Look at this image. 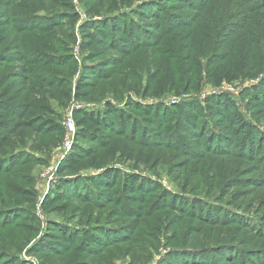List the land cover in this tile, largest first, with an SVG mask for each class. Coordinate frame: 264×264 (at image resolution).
Instances as JSON below:
<instances>
[{
	"label": "rangeland",
	"instance_id": "1",
	"mask_svg": "<svg viewBox=\"0 0 264 264\" xmlns=\"http://www.w3.org/2000/svg\"><path fill=\"white\" fill-rule=\"evenodd\" d=\"M29 1L0 0L1 70L14 85L28 90L32 83L38 86L40 75L46 76V67L37 66L34 54L29 53L26 62L18 60L23 46L47 44L58 50L60 60L70 61L72 56L76 61L72 90L82 75L98 90L86 100L72 96L65 106L55 103L64 133L69 130L66 120L72 117L76 134L75 110L132 113L136 124L130 125L125 116L116 129L149 141L147 146H135L129 135L121 136L127 145L143 147L151 159L148 166L134 167L124 160L114 164L117 171L132 170L147 180L140 199L130 200L129 213L121 216L113 214L112 200L92 199L103 196L104 188L74 174H67L66 188L53 194L63 200L68 197L61 200L69 202L68 212L42 209L52 182L59 178L60 163L87 150L106 155L107 139L102 144L94 136L75 138L74 134L66 150L65 134L56 143L54 133L31 136L25 147L16 145L0 155V264H41L46 251H60L62 257L66 248L60 236L70 232L73 242L83 239L80 229L88 230L94 241L77 242L79 255L74 251L63 255L81 260L78 264H264V67L254 76L217 86L206 74L209 66L226 58L241 62L242 55L251 51L255 63L264 61V0L118 1L93 18L101 21L96 24L80 0H73L79 16L72 27L67 24L71 14L62 7L50 9L47 2L46 8L38 7L25 17L20 3ZM110 18L117 20L114 33L109 24L104 27ZM82 29L101 38L104 46L110 44L104 54L92 57L82 49L88 35ZM99 61L107 63L105 68ZM184 84L193 88L177 90ZM208 96L227 99L218 100L213 114H200L197 101ZM136 103L144 113L133 107ZM183 103V108L175 107ZM153 119L157 121L150 125L153 130L137 128L141 121ZM75 141L81 147L77 152H73ZM10 184L34 188L33 207L11 194ZM177 205L185 211L174 208ZM26 228L31 237L19 251L4 244ZM195 242L204 246L194 248Z\"/></svg>",
	"mask_w": 264,
	"mask_h": 264
},
{
	"label": "trees",
	"instance_id": "2",
	"mask_svg": "<svg viewBox=\"0 0 264 264\" xmlns=\"http://www.w3.org/2000/svg\"><path fill=\"white\" fill-rule=\"evenodd\" d=\"M118 1L132 0H80L87 15L91 16L90 18L91 20H94L93 23L95 24L101 21L93 18L101 17L104 14V10H106V6H108L110 10ZM46 2L48 4L47 7L50 9L54 7H62L71 14L67 21V24L70 27L76 23L79 15L74 11L73 0H30L28 3L21 2L20 5L24 8V11L26 12L24 16L26 17L27 15L34 13L38 7L46 8ZM116 21V19L110 18L104 23V27H107L109 24L113 30L115 27V24L113 23ZM87 31V29H82V34H88L82 43V49L88 50L92 57L104 54L110 44L104 46L101 38L95 39L94 35ZM114 31L115 29L112 32L114 33ZM71 36V34H68L69 38H71ZM22 49L24 50L20 52V59L18 60L26 62L29 53L36 55L37 57L33 60L39 64L37 66L46 67V76L40 75L38 77V86L40 87V90H35L36 87H38L36 83L30 84V89L25 90V86L23 85H14L12 81H10L9 75L4 73L0 68V155H5L8 150L13 151L18 146L25 147L27 145V138H31V136H48L54 133L55 139L53 143H56L65 133L64 127L60 124V116L55 110V103H58L60 106H65L72 96L80 100H86L87 98L92 97V95L98 90L97 85H94V82L90 83L85 80V75H82L81 78L77 80L75 88L72 90V74L76 70V61H74L72 56H69L71 57V59H69L70 61L60 60L59 57L61 55L58 53V50L47 44L46 46L43 44L23 46ZM115 49L121 50L119 48ZM238 60L239 59L233 61L231 58H226L217 64L209 66L206 71L209 82L217 86L223 81H233L240 76H254L264 67V61L255 63L256 57L254 51L244 53L241 62H238ZM99 62L102 65V69L105 68V64L107 65V63L102 61ZM148 88L149 87L144 91V96H147ZM161 88L163 90L165 85H162ZM179 88L188 91L193 87L184 84L180 87L178 86L177 90ZM137 92L141 93L140 91ZM155 95L158 96V93H155ZM222 98L226 97L219 96L215 98L208 96L197 101L199 102L197 103V108L200 110V114H204V112L213 114L216 112L218 110V100H222ZM183 106L184 103L175 107L183 108ZM133 107L137 108L139 112L144 113L138 103L133 105ZM99 112L100 109L93 111L75 110L74 119L77 127L75 138H93L94 136L96 138V143L102 144V139H107L106 155L88 153L89 150H87L83 153L85 155L74 157L70 154L67 161L61 162L58 167L59 178L57 181L55 179L52 182L54 184L51 188L52 192L42 201V209L45 213H51L52 211L57 213H67L70 209L69 202L64 203L61 201L63 198L59 197V195H53L55 192H60L61 189L66 188L65 186L67 185L68 179H66L65 176L67 174H74L76 179L82 180L83 182L88 181L96 187L104 188L101 190L103 196L96 194L92 196V199L95 200V202L98 197L112 200V203L115 205L113 214L121 216L127 215L130 211L129 209H131L130 206H132L129 203L131 202L130 200L140 199V194L145 189L146 186H144V184L147 180L145 181L143 178H140L137 173H132V170L127 173L124 170L117 171L114 164L119 163L120 160H124L133 162L134 167H139L140 164L145 166L150 165L151 155H144L145 153L143 149H141L143 147L135 149L134 147L127 145L124 143L121 136L129 135L135 146H147L149 145V141L135 137L131 131L116 129L115 124L122 125L125 116H128L129 119H126V121L129 120L130 125H135L136 123L133 120L132 113L111 115L110 111L105 113ZM142 119H144V117H142ZM154 121L156 120L153 119L151 122H148L147 120L141 121L140 124L137 125V128L145 129L148 127V131L153 130L150 125L155 124ZM107 129L110 130L109 133H106ZM155 131L156 129H154V132ZM13 136L19 137V140L15 141ZM40 142L45 141L40 140ZM77 144L79 143L75 141V150L73 152H77V150L81 148L80 146L77 147ZM39 145L40 147L48 146L47 143L35 144L34 146L38 147ZM97 169H101L100 173L93 175V171H96ZM82 170L93 171L80 173ZM121 172H123V174H121ZM96 179L105 181L100 184L95 181ZM182 190H184V188H182ZM9 191L15 196L18 195L25 200H28L31 207H33L35 197L34 188L30 186L25 187L17 184H10ZM135 192L138 193L135 194ZM64 198L68 201V197ZM175 207L179 208L180 211H185L180 205L174 206V208ZM106 217L109 218L108 214H106ZM13 230L15 231L16 228L14 227ZM80 232L83 233L84 237L83 239L76 238V242L72 241L70 232H67L63 236L61 235L60 239L62 238V244L65 245L64 247L66 248L61 254L62 257L59 256L60 251H58V253L54 252L53 254H47L46 251V256H41V258L45 257L46 261L41 264H78L79 262H82L81 260L74 262L69 257L63 258V255L67 254L69 251H74L76 255L80 254L78 252L80 248H78L79 245H77V242L81 241L82 243L91 245L94 241L93 236L89 235L88 230L80 229ZM30 237L31 231L29 228H26V231L21 235H18L16 240L9 236L3 242L4 244H8L13 250L19 251L21 249L20 247L25 245ZM83 240H86V242ZM65 241L68 243L65 244ZM237 242V239H233V243ZM203 246V243L199 244L198 242H195L192 245L194 248H200ZM36 252L42 253L43 250L38 249ZM233 260H235V258H230V262ZM190 264L209 263L197 261Z\"/></svg>",
	"mask_w": 264,
	"mask_h": 264
},
{
	"label": "built area",
	"instance_id": "3",
	"mask_svg": "<svg viewBox=\"0 0 264 264\" xmlns=\"http://www.w3.org/2000/svg\"><path fill=\"white\" fill-rule=\"evenodd\" d=\"M69 130L65 133V137L63 139V148L69 150L72 145L73 136L75 134V126L72 117H68L66 120ZM49 178H53V176H49Z\"/></svg>",
	"mask_w": 264,
	"mask_h": 264
}]
</instances>
